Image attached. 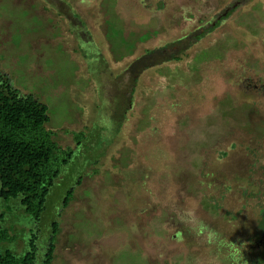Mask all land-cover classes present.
<instances>
[{
  "label": "rangeland",
  "instance_id": "rangeland-1",
  "mask_svg": "<svg viewBox=\"0 0 264 264\" xmlns=\"http://www.w3.org/2000/svg\"><path fill=\"white\" fill-rule=\"evenodd\" d=\"M165 1L0 0V79L73 150L38 221L0 198L6 247L55 221L51 264H263L264 0Z\"/></svg>",
  "mask_w": 264,
  "mask_h": 264
},
{
  "label": "trees",
  "instance_id": "trees-1",
  "mask_svg": "<svg viewBox=\"0 0 264 264\" xmlns=\"http://www.w3.org/2000/svg\"><path fill=\"white\" fill-rule=\"evenodd\" d=\"M48 121L46 104L20 94L12 83L0 79V198L17 199L24 213L36 221L45 210L50 188L73 155L72 148L54 140V133L46 128ZM70 198L69 192L63 205ZM30 232L27 249L17 253L3 245L16 236L0 228V264H51L57 223L51 222L44 244Z\"/></svg>",
  "mask_w": 264,
  "mask_h": 264
},
{
  "label": "flooded vegetation",
  "instance_id": "flooded-vegetation-1",
  "mask_svg": "<svg viewBox=\"0 0 264 264\" xmlns=\"http://www.w3.org/2000/svg\"><path fill=\"white\" fill-rule=\"evenodd\" d=\"M159 2H160V4L157 3L158 5L156 4L154 6V9H153V7H150V9H152V10H166L167 9L166 1L165 0H159ZM245 2L248 3V2H250V0H230L227 4H225V6L220 7V9H218L220 11L217 12L214 15L215 16V22H213V24H209V28H213L214 25L219 24V22H221L222 19L226 18L229 15L230 12H232L234 10H241V7L245 4ZM104 5H105V3H104ZM148 5H150V3ZM152 5H153V3H152ZM255 6L254 7H249L246 10H255L257 8ZM68 8H69V10H74L73 6H70ZM147 24L151 26V31H155L158 28V26L162 25V24L159 23L158 17L156 16V14H153L152 17H150V20H149V22H147ZM85 25H86L85 23H84V25H82L83 26L82 29H86L87 28ZM199 29H203V27H201ZM130 35L134 36L135 33H131ZM139 37H141L140 40H142L143 37H144V34L139 35ZM125 39L126 38L122 37L123 41H125ZM179 40H181V39H179ZM93 46H94V44H93ZM91 47H92V44H91ZM146 52L147 53H144L141 56L135 58V60L133 62V65H132V68L135 67L138 70L139 66L137 67L136 65L138 63H140V62H144L145 63V62H147L149 60V62L151 63V62H154V59H156V58H159V59L163 58L162 60H165V59H167L169 57H173L174 55H176L178 50H175V49L170 50L168 48H165V49L164 48H156L155 50H152V49L150 50L149 49ZM263 236H264V232H263ZM263 264H264V262H263Z\"/></svg>",
  "mask_w": 264,
  "mask_h": 264
}]
</instances>
